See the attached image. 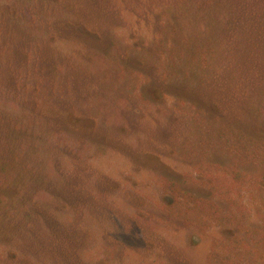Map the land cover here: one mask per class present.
I'll list each match as a JSON object with an SVG mask.
<instances>
[{
  "label": "rangeland",
  "instance_id": "1",
  "mask_svg": "<svg viewBox=\"0 0 264 264\" xmlns=\"http://www.w3.org/2000/svg\"><path fill=\"white\" fill-rule=\"evenodd\" d=\"M49 1L48 15L34 8L24 15L37 27L24 32L29 57L20 63L15 100L3 84L13 78L0 61V125L11 127L37 100L41 115L27 119L23 146L37 141L29 155L39 154L43 174L59 182L62 201L76 203L59 211L56 242L45 243L39 263L208 264L217 242L221 251L233 249L236 264H246L245 248L264 252L261 176L226 180L241 194L235 202L220 199L219 210L235 214L224 223L221 212L214 218L203 210L197 220L184 213L191 203L183 196L171 199L180 194L172 195L170 184L203 195L206 173L223 182L231 166L216 151L206 153L200 138L210 114L220 124L235 115L234 105L222 100L228 95L220 76L214 82L191 78L184 61L174 63L170 49L185 46L184 39L164 35L159 44V8L175 0ZM0 35L3 48L21 44L9 30ZM197 108L202 115H194ZM43 134L49 154V146L41 147ZM239 169L256 172L252 164ZM34 223L42 228L40 219ZM223 225L239 240L223 241ZM68 226L75 230L63 232Z\"/></svg>",
  "mask_w": 264,
  "mask_h": 264
},
{
  "label": "trees",
  "instance_id": "2",
  "mask_svg": "<svg viewBox=\"0 0 264 264\" xmlns=\"http://www.w3.org/2000/svg\"><path fill=\"white\" fill-rule=\"evenodd\" d=\"M50 6L49 0H0V30H9L13 42L21 43L15 50L12 45L10 48L0 45V53H6V56L0 54V61L6 62L13 83L6 82V78L2 81L13 93L10 94L13 100L19 90L20 63L29 57L28 49L23 45L28 43L24 32L37 27L33 20H23L24 15L27 11L32 15L34 11L44 16ZM158 14L162 23L157 39L159 44L166 40V36L171 40L174 35L186 43L185 46L171 47L170 56L174 63L184 61L189 66L187 72L191 78L202 75L207 79L205 81L214 82L212 79L220 76L219 84L224 85L228 95L227 99L221 98L235 107L232 122L226 117L220 124L217 120L220 117L210 114L200 138L206 153L216 151L220 162L224 157L223 161L231 166L223 174V182L213 173H206L203 175V195L177 191L174 184H170L173 187L170 191L174 192L171 194H180L176 198L169 194L171 199L178 200L183 196L191 203V208L182 212L201 220V211L207 210L218 218L222 213L220 199L235 202L241 194L238 190L231 191L226 180L242 177L251 180L261 176L264 183V0H175L173 4L163 3ZM54 22L55 18L48 23L53 25ZM36 104L33 109H23V117L19 115L20 120L15 118L11 127L10 124L0 125V137L3 138L0 142L4 143L0 148V248L4 251L0 250V264H40L36 256L43 255L45 243L55 240V235L59 234V211L76 204L67 205V198L62 201L59 182L50 180V173L43 174L39 154L29 155L35 152L37 141H29L23 146L22 140L30 136L27 119L32 114L41 115ZM194 115H202L199 108ZM41 140L45 151L49 146V154L52 148L49 139L43 134ZM30 143L32 145L28 147ZM30 160L36 164H30ZM213 160L208 163L214 165ZM246 164L254 165L256 172L251 174L239 169ZM48 165L52 167L53 164L48 161ZM231 216H235L233 211H223V223ZM38 219L43 223L40 230L34 223ZM68 228L63 232L75 230ZM223 230L226 233L222 235L223 241L239 240V235H231L234 234L233 228L223 225ZM218 244L209 252L208 264H236L232 259L233 249L221 251ZM252 251L245 248L242 253L246 264H264V252L261 249Z\"/></svg>",
  "mask_w": 264,
  "mask_h": 264
}]
</instances>
